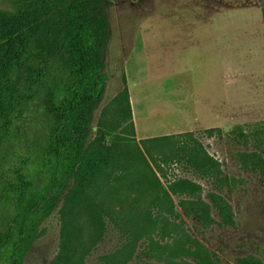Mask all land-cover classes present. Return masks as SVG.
I'll return each instance as SVG.
<instances>
[{
	"label": "rangeland",
	"instance_id": "obj_1",
	"mask_svg": "<svg viewBox=\"0 0 264 264\" xmlns=\"http://www.w3.org/2000/svg\"><path fill=\"white\" fill-rule=\"evenodd\" d=\"M0 6L9 8L10 1L1 0ZM104 10L109 26L106 92L95 112L91 141L99 145L104 137L102 142L119 149L126 160L143 165L146 160L168 191L180 179L200 185L215 220L201 224L179 206L187 198L172 194L176 214L159 215L152 234L159 245L150 250L147 240H141L126 264H165L171 256L173 264H197L192 256L172 255L177 241L189 246L193 239L217 264H238L246 257L264 262V177L238 160L240 153L264 157V0H104ZM43 98L16 125L17 137L0 157L3 171L24 159L37 163L43 155L53 125ZM163 136L168 138L142 143ZM191 145L213 159L215 174L172 158L174 151ZM121 188L118 197H137L126 185ZM211 193L232 206L233 224L221 222ZM62 208L63 202L42 225L25 264H66L58 261L64 238ZM113 208L123 212L118 203ZM14 213L10 205L0 204V232ZM120 224L107 220L103 237L94 245L87 241L92 228L78 225L88 248L74 264H107L106 257L127 241V227Z\"/></svg>",
	"mask_w": 264,
	"mask_h": 264
},
{
	"label": "trees",
	"instance_id": "obj_2",
	"mask_svg": "<svg viewBox=\"0 0 264 264\" xmlns=\"http://www.w3.org/2000/svg\"><path fill=\"white\" fill-rule=\"evenodd\" d=\"M9 1V8L0 6V157L17 137L18 122L43 95L53 125L37 163L24 159L7 171L0 164V204L15 210L6 230L0 232L4 264H25L42 225L62 202L64 238L58 261L66 264H74L88 248L77 233L81 223L92 228L87 240L91 245L103 237L107 220L127 227L125 245L106 257L107 264L128 263L143 239L150 250L158 246L152 234L159 215L176 214L172 194L187 198L179 202L187 215L195 216L203 225L215 222L210 205L200 195V185L180 179L168 191L146 160V165L126 160L119 149L102 142L104 137L99 145L91 141L95 112L106 92L103 72L109 26L104 0ZM125 98L133 118L127 88ZM167 138L145 139L142 143ZM196 146H182L172 158L215 174L213 159ZM238 160L264 177V157L260 153H240ZM157 167L162 172L159 164ZM125 185L137 197H118ZM149 193L153 194L150 199ZM209 199L218 209L221 222L233 224L232 206L217 193L209 194ZM115 203L122 211L130 205L126 207L128 212L118 213L113 208ZM172 255L192 256L197 264H217L198 239L189 246L177 241ZM171 257L165 264L174 263ZM238 264L264 262L246 257Z\"/></svg>",
	"mask_w": 264,
	"mask_h": 264
}]
</instances>
